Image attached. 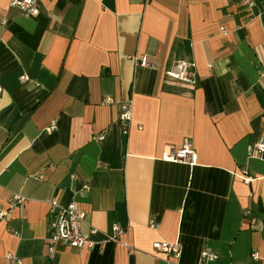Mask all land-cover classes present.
<instances>
[{"label": "crops", "instance_id": "obj_1", "mask_svg": "<svg viewBox=\"0 0 264 264\" xmlns=\"http://www.w3.org/2000/svg\"><path fill=\"white\" fill-rule=\"evenodd\" d=\"M9 3L0 0V209L13 193L26 201L0 219V264H17L9 253L21 264H201L204 248L217 258L203 264H264V152L249 156L264 141L259 5L40 0L31 17ZM39 28L36 46L17 33ZM180 59L195 62L196 85L164 75ZM106 95L131 100L124 146ZM184 139L194 164L161 158ZM51 199L85 210L94 240L120 225L129 247L60 246L49 258ZM157 240L178 241V258L156 252Z\"/></svg>", "mask_w": 264, "mask_h": 264}, {"label": "built area", "instance_id": "obj_2", "mask_svg": "<svg viewBox=\"0 0 264 264\" xmlns=\"http://www.w3.org/2000/svg\"><path fill=\"white\" fill-rule=\"evenodd\" d=\"M238 3L246 5L248 7H260V14L264 16V0H236ZM11 6L17 8L24 16L37 17L40 14V0H10ZM140 64H146L145 58L139 59ZM164 75L170 79L177 80L179 82L196 85L198 82V75L196 64L193 61H186L183 59L177 60L169 68L164 71ZM26 75H22L20 79L22 81L27 80ZM2 90L0 84V92ZM102 104H118L119 110L117 113V122L121 129V133L126 134L129 126L132 122V109L131 100H115L111 95H106L102 98ZM57 127L55 121H52L50 126L45 130L52 132ZM105 138L103 133L97 134L92 137L95 141H101ZM264 152V141H258L249 152L250 157H261ZM162 159L172 162H183L187 164H194L197 160V152L193 143L189 139H184L178 147L171 145L167 146L164 150ZM243 180L249 182L251 178L245 175L243 170ZM84 187H87L86 185ZM26 201V198L18 193L11 194L9 204L6 209H0V219L6 218L9 213L16 206L22 205ZM49 224L50 233L46 240V254L49 258H53L60 246H67L71 248H86L93 250L96 247H102L107 241L121 243L126 247L129 244L121 239L124 234L123 228L118 225H112L111 232L104 234L105 237L102 240H94L93 235H96L99 230L94 226H89L88 231H85L86 212L82 208L78 207L74 202H70L66 206L60 205L56 199L49 200ZM150 227L155 226V222L151 220L149 222ZM152 247L156 252L163 253L164 255H170L173 258H178L181 253V246L178 241L169 242L166 240H157L152 243ZM253 259H258L259 254L256 251L251 253ZM7 259L11 262L21 264L20 258H17L14 254H7ZM217 258V255L204 248L200 252L201 264L209 261H213Z\"/></svg>", "mask_w": 264, "mask_h": 264}, {"label": "trees", "instance_id": "obj_3", "mask_svg": "<svg viewBox=\"0 0 264 264\" xmlns=\"http://www.w3.org/2000/svg\"><path fill=\"white\" fill-rule=\"evenodd\" d=\"M263 20H264V16H263ZM41 32H42V29L41 28H39L38 30H37V32L35 33V34H33L32 36H29L28 34H26L25 32H23V31H19L18 30V35L19 36H21L23 39H25V40H29V38L31 37L32 39H33V45L34 46H36V42H37V40H38V37L40 36V34H41Z\"/></svg>", "mask_w": 264, "mask_h": 264}, {"label": "water", "instance_id": "obj_4", "mask_svg": "<svg viewBox=\"0 0 264 264\" xmlns=\"http://www.w3.org/2000/svg\"><path fill=\"white\" fill-rule=\"evenodd\" d=\"M6 111H3L1 114H0V117L3 118V115ZM125 142H126V134H123V146L125 145Z\"/></svg>", "mask_w": 264, "mask_h": 264}]
</instances>
